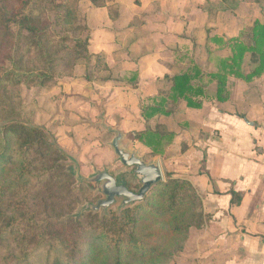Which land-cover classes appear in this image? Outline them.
Listing matches in <instances>:
<instances>
[{"label":"rangeland","instance_id":"rangeland-1","mask_svg":"<svg viewBox=\"0 0 264 264\" xmlns=\"http://www.w3.org/2000/svg\"><path fill=\"white\" fill-rule=\"evenodd\" d=\"M53 1L55 7L46 19L52 25L48 32L51 57L29 53L27 48L15 55L24 58L21 67H26L33 76L46 74L47 77L37 76L34 82L3 87L0 90V118L5 123L43 129L48 142L63 150L64 157L51 152L50 156L36 155L35 158L38 163H50L51 166L55 159H60L62 168L70 176L61 193L67 195L72 187L75 192L63 202L39 203L37 210L55 207L58 211L61 208L68 211L73 208L72 219L79 220L82 215L94 213L86 207L105 199L98 184L93 188L86 183L98 172L108 171L119 182H127L134 192L141 188L132 170L122 165L112 147L118 134L122 135L121 149L136 154L147 164L163 163V182L169 174L176 176L174 170L182 165L177 164L183 154L181 135L159 156L138 141V134L147 128L144 108L152 104L149 99L158 93L155 81L164 75L191 72L194 66L208 78L215 72L211 59L231 55L230 49L211 41L214 37L226 42L230 40L215 32L220 18L215 16L237 8L241 2L252 1L238 0L236 6L229 5L228 0H173V3L170 0ZM65 2L74 12V21L70 23L63 21L66 9L56 10L57 5ZM215 7L220 9L217 13ZM193 9L197 14H193ZM198 14L205 17H196ZM122 17L131 18L124 21ZM155 17H158L157 22L152 20ZM84 27L90 33L75 34V28ZM153 27L161 30L166 27V33L152 31ZM250 29L243 33L247 43ZM78 36L83 39L89 36L88 51L93 57L88 66L74 52V40ZM250 70V67L245 68L246 73ZM206 91L215 97L217 82L207 86ZM247 94L255 99L264 94V87L250 86ZM213 102L218 101L215 98L204 100V106ZM177 115L161 117L157 122L163 123L170 132L176 131L177 127L186 130L181 126L182 118H175ZM71 170L74 175H70ZM122 202L123 199H118L106 213H98L101 217L111 211L120 215L126 209ZM79 212L82 214L76 218ZM85 221L88 223L87 219ZM201 222V226L194 225L179 237L178 245L169 252L170 259L164 264H224V260H216L215 254L208 255L201 237L209 221L205 216ZM6 238L0 242V252L2 257L10 258V252L15 251L14 242L12 238Z\"/></svg>","mask_w":264,"mask_h":264},{"label":"trees","instance_id":"trees-1","mask_svg":"<svg viewBox=\"0 0 264 264\" xmlns=\"http://www.w3.org/2000/svg\"><path fill=\"white\" fill-rule=\"evenodd\" d=\"M251 1L259 6L263 16L247 20L251 26L249 43L241 36L227 42L220 37L211 39L231 53L228 58L211 59L214 73L206 78L194 66L191 72L155 81L157 96L149 99L152 104L143 113L147 128L138 134V141L155 156L163 155L176 136L157 119L175 116L182 102L188 108L201 110L204 100L228 101L229 78L250 83L264 76V0ZM54 4L53 0H0V90L9 84L34 82L37 76L47 77L33 76L21 67L24 58L15 55L27 48L29 53L51 57L48 32L52 25L46 19ZM67 5H57L56 10L66 9L63 21L70 23L74 12ZM219 10L215 7V13ZM74 32L81 35L90 30L75 28ZM86 38L76 37L74 52L88 66L93 55L88 51L89 36ZM246 67L251 68L249 73L245 72ZM214 82L217 92L212 97L206 88ZM51 152L58 157L65 155L48 142L43 129L5 123L0 118V242L12 238L15 248L10 258L2 257L0 252V264H164L182 234L194 225L201 226L205 216L209 221L196 187L188 179L171 174L144 202L126 208L120 215L112 211L103 217L90 213L74 220L73 208L39 211V203L63 202L75 192L68 187L67 195L61 193L70 176L60 159H55L52 166L36 161V155L47 157ZM67 217L69 221L64 220Z\"/></svg>","mask_w":264,"mask_h":264},{"label":"crops","instance_id":"crops-1","mask_svg":"<svg viewBox=\"0 0 264 264\" xmlns=\"http://www.w3.org/2000/svg\"><path fill=\"white\" fill-rule=\"evenodd\" d=\"M237 2L230 0L229 5ZM193 14H197L194 9ZM262 16L256 3L241 2L215 16L220 17L215 32L229 39L244 37L251 27L247 20ZM152 20L157 22L158 17ZM151 30L166 33V27ZM250 86L263 88L264 76L251 83L231 78L230 97L223 103L205 104L201 110L180 103L175 118H182L186 130L171 131L175 140L178 135L183 138V154L177 162L182 165L172 170L203 195L209 223L201 238L208 255L215 254L224 264H264V94L253 99L247 94Z\"/></svg>","mask_w":264,"mask_h":264},{"label":"water","instance_id":"water-1","mask_svg":"<svg viewBox=\"0 0 264 264\" xmlns=\"http://www.w3.org/2000/svg\"><path fill=\"white\" fill-rule=\"evenodd\" d=\"M121 139L122 135L118 134L113 141L112 147L122 165L132 170L133 174L140 182L141 188L138 192H134L129 188L127 182H119L117 178L112 176L108 171L98 172L91 179L87 180L86 183L89 187L93 188L98 184L99 190L105 199L100 200L95 206L86 207L85 209L89 211L94 213L102 211L106 213L109 208L116 204L118 199H123L122 204L124 208L142 203L155 187L163 183L164 179L160 165L155 161L147 164L136 154L121 149ZM69 173L70 175H74L72 170L69 171ZM80 214L82 213L79 212L75 217H79Z\"/></svg>","mask_w":264,"mask_h":264}]
</instances>
